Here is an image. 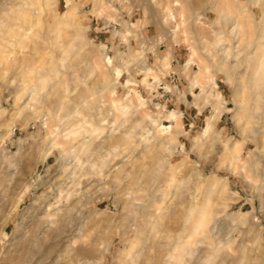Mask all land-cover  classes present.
I'll use <instances>...</instances> for the list:
<instances>
[{
  "label": "rangeland",
  "instance_id": "374dc122",
  "mask_svg": "<svg viewBox=\"0 0 264 264\" xmlns=\"http://www.w3.org/2000/svg\"><path fill=\"white\" fill-rule=\"evenodd\" d=\"M19 2L0 0V264H121L117 256L137 211L159 205L171 231L181 227L180 217L190 207L198 208L197 215L207 198L213 200L212 221L206 236H190L192 255H183L181 264H264V148L259 139L264 138V88L251 90L260 100L257 110H252L254 100L244 107L236 94V85L250 73L245 68L256 48L260 4L247 13L259 22L246 21L254 36H244L251 43L249 60L239 42L238 59L245 62L237 68V59L220 52L236 42L227 35L229 24L214 11L215 0H102V13H96L95 0H54L40 14L27 5L17 8ZM74 3L75 24L61 26L56 44L55 22ZM179 8L184 20L198 16L197 24L185 22V32ZM21 9L41 20L27 34L26 47L14 46L21 40L9 38L5 28L22 34L12 20ZM152 11L161 15L165 29L151 21ZM125 29L126 35L118 34ZM172 30L179 37L157 41ZM217 33L222 41L214 47ZM43 34L47 42L41 40ZM196 53L201 65L197 60L187 65ZM30 59L33 64L23 80L47 81L37 91L34 109L45 107L63 119L36 118L24 109L27 94L16 101L21 89L28 93L32 88L21 85L20 75V64ZM94 61L97 73L88 66ZM200 66L207 68L205 73ZM102 77L107 86L115 79L116 90L102 91ZM194 78L205 92L200 86L190 88ZM129 91L136 94L133 104ZM61 96L62 109L57 107ZM239 106L251 109L246 135L235 121ZM171 112L176 120L170 119ZM216 113L213 128L205 131ZM87 123L101 130L91 133ZM45 124L54 131L51 149ZM73 130L79 133L69 141ZM170 134L176 136L167 140ZM226 140L241 144L238 170L232 169L221 143ZM25 186L28 193L19 200ZM217 191L224 192L222 199L214 195ZM63 212L67 216L59 218ZM64 235H71V242L64 243ZM160 236L149 251L150 260L179 264L166 256L176 255L175 238L164 232Z\"/></svg>",
  "mask_w": 264,
  "mask_h": 264
},
{
  "label": "bare ground",
  "instance_id": "6f19581e",
  "mask_svg": "<svg viewBox=\"0 0 264 264\" xmlns=\"http://www.w3.org/2000/svg\"><path fill=\"white\" fill-rule=\"evenodd\" d=\"M23 1L24 0H20V2H19L20 5L18 3L17 4L15 3L16 6L19 5L17 8H22L23 5H27V7L33 8V9H31L32 11H36L37 13L40 14L42 11H44V7H47L49 5L50 1L53 3L54 0H31V2L29 4L26 3V1H24L25 3H23ZM154 1L155 0H152L153 4H154ZM258 3L262 7L261 10L259 11L260 12V16H259L260 22L254 21L255 15L252 14L253 15L252 18L250 17L251 15L250 16L247 15V13L251 14L254 11L253 8L255 9L256 5ZM247 5H245L242 2V0H215L214 11L216 12V14H219L220 19L223 21L224 24H229L228 28L230 30H228L229 32H228V34L227 33L226 34L230 36L229 39H232L231 41L236 42V46H234V47L231 46L232 48L229 46L227 49H226V47H224V48L220 49V52L225 57H229V56L231 57L232 56V57H234V59H237L236 60L237 68H240L243 65L242 63L245 62V61H243L244 59L243 60L238 59L240 52H242V51H240L241 49L240 50L238 49L239 48V42L243 41L240 44H243V43L245 44V51H243L242 53H244L243 55H245L244 58H247V56H249L250 52H246V51L251 45V43L248 42V40H249L250 36L251 37L254 36V34L252 35L251 32L249 33L248 29L250 27L249 26L250 23L248 22L246 24V21H248V18H251L253 20L252 22L254 24L259 22V24L255 26V29H258V35H256V41H257L256 42V48H255V51L252 53L254 55H253V58L251 57V59H250V64L248 66L246 65L247 68H245L246 71L248 69L250 71V73L247 75L245 80H241V82L238 83V85H236L237 86V93L236 94H237V97H239V100L241 101V105L243 104V106L245 107L246 104L248 105L249 101L254 100V107L252 110H257V108L260 107L259 106L260 100L258 98L254 99V97L252 96L251 90L252 89L257 90V89H259L260 86L262 87L261 88L262 90L264 88V86H263L264 85V0H251V1L249 0V3ZM1 6H2V4H1ZM76 7H77V4L74 3L70 7V9L65 11L61 16H58V18H57L58 20H57V22H55V25L53 27L56 34H57V37L55 36V39H53L54 42L56 41V44H57L58 38L62 37L61 26L62 27L69 26L70 23L72 25L75 24L73 22V18L76 17V15H75L76 14ZM188 7H185V8L183 7V9L186 10V8H188ZM94 8L96 10V13H102L103 12L102 0H95ZM179 9H181V8H179ZM183 9H181V12H182L181 19L184 18V14H183L184 10ZM31 10L21 9V10L15 12V17H14V19L12 18L13 21H17L20 24L18 26L17 30L18 31L21 30L22 34H18L19 32L14 31L13 29H11L12 27H9L8 25L5 26V28H8L7 35L9 38L13 39V38L19 37L21 40L20 43H13L14 46L26 47L24 41L29 39L28 35L32 34L33 28L38 27L40 25V22H41L40 16L38 14L32 15ZM164 11H166V9ZM168 11L169 10L167 9V12ZM152 12L153 13L151 16V21L153 23L158 24V26H160L162 30L165 29L162 25L163 19L161 18V15L159 13H156L155 11H152ZM163 17H165V16H163ZM65 20H67V22ZM164 20H166V19L164 18ZM192 21H194V23L197 24L198 23V16H195L194 19H192V20H189V18L187 19V17L185 20L182 19V23H184V25L182 24V26H183L182 29L184 28V30H183L184 32H185V24L186 23L188 24ZM0 22H2V21H0ZM3 24H5V23H3ZM3 24H2V27H3ZM24 25H27V27H24ZM253 28H254V26H253ZM244 30H245V32H244ZM27 32H30V33H27ZM177 32H178V30L177 31L172 30L170 32L161 33L157 37V39H158L157 41H162L164 39L174 40V36L179 37V35H176ZM245 35L248 37L247 41H245V39H247V37H244ZM182 37H183V35H182ZM40 38H41V36H40ZM42 38L43 39H41V40H44L46 42L49 39L47 36H44V34H43ZM77 38H79V36L76 34V36H74V39H77ZM221 41H222V37H220V33H217L215 36V40H214L212 45L214 47H217ZM202 49L204 50L205 53H208L205 48H202ZM233 49H237L236 53L232 52ZM1 59L6 61V57L5 58L2 57ZM195 61L198 65H201V61H199V59H197V53H196V56H194V58H192L190 61L187 62V65H190L191 63H193ZM32 64H33L32 59L28 60V62L23 60L22 63L20 64V66H21L20 75L22 76L21 85H24L26 87L30 86L32 88H30L28 93L25 90L21 89V91H20L21 93L18 96H16V101H19V99L21 97H23L25 94H27V103L25 104L24 109L25 110L29 109L33 115H36V118H39V117L42 118V117H48L49 116L52 120H55V121L63 119L61 115L56 114V113H55V115H53L52 111L49 109H44L45 107L41 108V110H39L40 108L34 109V104L38 103L36 100L37 91L44 89L47 81H46V79H37L34 82L29 81V80H25V79L23 80L24 74L29 72ZM105 64H107V66H108V62L106 60H105ZM234 65L235 64H233L232 68L235 67ZM239 65H241V66L239 67ZM88 66H90V70L92 72H95V73L99 72V65L95 61L90 62V65H88ZM50 69L53 72L55 71L54 68L50 67ZM206 69L207 68L200 66V71L202 73H205ZM198 75H200V73H198ZM198 75H197V77L196 76L195 77L198 78ZM107 80L108 79H104L102 77V81H101L102 91L105 89H108L110 91L116 90L115 79H111L109 81L108 86L106 85ZM208 80H209V83L212 84V79L210 77L208 78ZM37 81H38V84L36 83ZM190 86H191L190 88H194L196 86L199 87L200 85H199V82L197 81V79L194 78V80L190 83ZM63 91L65 93L68 92L67 85H65V84L63 86ZM259 91H260V89H259ZM201 92H205V88L201 87ZM135 95L136 94L134 93V91H129L127 98L129 99L128 101L131 104H133V101H134L133 96H135ZM63 99H64V96H61L57 101V107H59L60 109H62V107L65 105V103H63L64 102ZM250 110H251L250 108L245 109L243 107H240V109H238L236 114H235L236 124L239 127L240 132L243 135L247 134L249 124L251 123V116H250V112H249ZM41 113H43V116H40ZM19 114H20V112H17L14 117H17ZM176 117H177V115L175 113H173V112L170 113V119L171 120H176ZM215 119H217V113L212 118H209L207 120V122L205 123V131H209V130L211 131V129L213 128V124L215 123ZM102 122L104 123V119L102 120ZM241 122H242V124H240ZM86 125L88 128V131H90L91 133L93 131L95 132V131L101 130L100 128H95L90 123H87ZM44 128L46 130V137L45 138H46V140H47V138L50 139V142H51L50 149L54 148L56 145V142H55L54 137L53 138L51 137L54 134V131L52 129H50L47 124H45ZM78 133L79 132L74 131V130L68 131V134H67L68 138L67 139L69 141L75 139V137ZM175 136H176L175 134H170V138H168L167 140H172ZM259 139H260V143L263 145V148H264V138L259 137ZM227 141L230 142L229 140H226V141H222L221 143L223 144V147H224L225 151L227 152L228 160L231 162L230 164L232 166V169L238 170L241 167L239 165V163H240L239 161H241L239 158L240 157V151H241V144L239 141L233 140L228 145ZM261 144H260V146H261ZM79 146L82 148L85 145L82 144ZM161 148H165V144H162ZM225 157H226V154H225ZM246 169H248V168H246ZM175 180H176L175 175H171L168 181L170 183H173ZM168 186H170V185H168ZM28 190H29L28 186H25L23 188V191L21 192L19 200H22V198L25 196V194L28 193ZM158 191H159V189H158ZM211 193L212 192H207L208 195H210ZM213 193H214V195H216V197L222 199V197H220V194H223L224 192L223 191L222 192L217 191V192H213ZM205 201H206L205 207H202L200 210H197V212H198L197 215L194 214V213H196L195 211H196L197 207H195V208L190 207L184 216L180 215L181 216L180 217L181 218V221H180L181 227L176 229V230H171V231H169V229H167V227H166V223L164 222L165 221L164 219H166L165 218L166 214L163 212L164 210L159 205L148 206L147 208L144 207V209L140 210L142 212L139 211L140 213H138V211H137L136 215L133 212L135 216H133L134 222H132V224L134 223V225L130 228L128 227V229H129V230L127 229L128 231L125 230L126 235H128L129 240L127 238L128 242H125L126 246H124V249L121 250V252L117 256L119 262H121V264H156L157 263L156 261L154 262V261H151L152 259L150 260L149 251H150V249L153 250V248L155 247L154 245L156 243L157 237L158 236L161 237L160 235L164 232V233H168V234L171 233V235L173 236V239L175 238L174 241H176L175 247H174V251L177 252L176 255L172 256V255H170V253H168L166 255L167 258H171V259L174 258L173 260H176V262H179V264H181L183 262V260H182L183 255H192L191 243H189L191 241H188L189 238H191L190 236H192V235H196V236L202 235L203 237L206 236L205 232H206V230H208V226H209L210 222L212 221V217H211L212 212L210 211V209H212L211 203L213 200L211 198H207V200H205ZM146 205H148V204H146ZM50 206H52V205H49L48 207H50ZM201 206H202V204H201ZM16 207H17V205L12 207V209L15 210ZM52 208H53V206H52ZM57 211H59V210H57ZM157 211L159 212L158 214H156ZM67 212H65V213L63 212V214H61V217L58 216L59 215L58 213L57 214L54 213L52 215L53 216L56 215L59 218L64 219V217L67 216ZM45 216H49V213L48 214L46 213ZM129 223H130V221H129ZM59 231H61V229ZM64 231H65V233L69 232V230L66 229V230H62V233ZM187 232H189L190 234H187ZM70 236L71 235H69L68 237L65 235L63 236L64 243L71 242L72 237H70ZM192 237H194V236H192ZM123 243H124V241H123ZM70 245H66L65 247L68 248L67 246H70ZM63 251L66 252L67 250H63ZM81 253H83V252H81ZM163 264H166V263H163Z\"/></svg>",
  "mask_w": 264,
  "mask_h": 264
},
{
  "label": "crops",
  "instance_id": "0c3cea01",
  "mask_svg": "<svg viewBox=\"0 0 264 264\" xmlns=\"http://www.w3.org/2000/svg\"><path fill=\"white\" fill-rule=\"evenodd\" d=\"M119 33H120V35H122V34H123V35H126V34L128 33V30L125 29L124 31L119 32ZM119 33H118V34H119ZM123 35H122V36H123ZM184 66H185V65H184ZM165 68H166V65H165ZM188 93H189V92H188Z\"/></svg>",
  "mask_w": 264,
  "mask_h": 264
}]
</instances>
